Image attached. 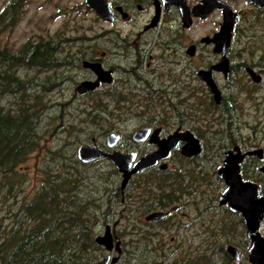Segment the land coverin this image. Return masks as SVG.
Segmentation results:
<instances>
[{
    "label": "flooded vegetation",
    "instance_id": "obj_1",
    "mask_svg": "<svg viewBox=\"0 0 264 264\" xmlns=\"http://www.w3.org/2000/svg\"><path fill=\"white\" fill-rule=\"evenodd\" d=\"M105 1L108 7L106 18L101 17L85 0L83 3L102 21L111 24H133L137 25L138 29L130 33H122L119 28H109L105 32L89 37L92 42L88 43L80 41L87 38L85 35L58 37L54 40L58 49L51 54L55 63L45 67L47 69L36 70L53 72L52 76H46L41 80L44 87L55 85L50 95L55 93L57 97H67L71 102L116 104L113 109H108L106 106L105 116H101L100 112L95 114L104 119L126 118L125 114L128 110L118 109L120 102L146 104V109L139 111L142 121L125 134L127 146L124 150L117 148L124 133L120 129H113L116 122L107 129L109 132L119 134L114 145L107 144L106 135L109 132L105 134V143L100 144L93 139L89 142L97 143L98 147L105 151L112 152L114 149L121 152L135 151L137 159L144 153L157 149V141L169 134L187 131L199 140L200 148L199 153L185 154L181 148L186 143V139H179L168 156L159 158L154 164L142 167L132 174L124 187H121L119 172V185L112 191L111 197L109 196L112 204L109 203L107 212H102L96 219L101 220L104 229L109 225L113 236L112 249H106L99 244L106 250L104 255L110 254L107 264L114 255H118V259L113 264H117L121 258L123 240L116 232V225L126 213L132 218L133 211L137 214L135 220L138 221L140 234L143 233V251L151 250L156 253L151 256L141 255V264H172V262L173 264H208V258L202 255H196L192 260L193 255L189 257L175 255L176 250L185 251L188 246L191 247L197 238L202 245L208 242L210 246H216L221 254L224 253L223 258L226 252L228 256L226 257L229 259L227 262L238 263L242 256L238 244L249 243V238L241 213L230 209L225 202L220 201L226 183L218 174V170L223 166L226 150L231 149L233 152L239 150L244 153L240 161L242 178L256 182L259 194H264V173L259 167L256 168L257 161L260 165L264 162V148L256 146V142L224 144L222 141H214L217 137L221 139L222 130L211 129L209 121L217 120L218 123L221 118L227 117L228 120L234 118L237 95L232 92L231 86L235 75L239 77L243 72L248 77L252 82L251 87H248L249 92L262 81V67L243 62L244 59L236 63L231 55L235 35L241 37L243 33H247V28H259L264 23V6H258L250 0ZM221 4L228 5L235 12L230 46L225 53L215 48L212 39L224 20ZM209 19L212 25L205 32L190 30L196 23ZM102 35L108 42L105 47L97 46ZM69 40L75 46L69 44L68 47L63 48L61 43ZM236 51L243 55L245 51L251 53L252 50L243 47L236 48ZM224 58L228 59V77L224 71L215 67ZM88 62L98 64L99 71ZM248 67L260 75V80L257 81L250 75L247 71ZM14 70L15 75L25 81L26 85L28 81H32L31 68L27 65L15 66ZM205 71H209L210 77L220 91L218 102L208 81L203 77ZM35 79L39 80L37 76ZM84 81H89L90 87H80ZM70 85L73 87L71 90ZM32 90L33 86L28 84V89L24 91L25 95H31ZM11 94L15 95L14 92ZM207 101L210 106L201 108L200 105ZM152 105L155 107L151 109ZM228 125L230 126V121ZM140 128H148V133L144 138L135 139L134 133ZM209 134L212 135V140ZM257 147L262 148L261 156L257 153H246ZM103 157L108 158L100 156L91 161ZM247 163L252 166L254 174L258 170L259 177L248 176L243 172V165ZM135 189L139 193L136 195L139 200L133 198ZM117 196L119 202L125 205L119 211L114 207V199ZM214 198L217 199L216 206L210 202V199ZM134 201L137 205L132 209L129 208L127 204H132ZM157 211L162 213L148 217L149 214ZM113 215H119L120 218L112 222ZM226 218H234L236 223H240L244 228L245 236L242 240L238 239L240 242H228L224 246L225 235H230L228 230H224ZM263 220L264 216L259 224V231ZM235 229L236 227L231 233H235ZM206 231H209L208 235L203 236ZM116 240H119V248L115 246ZM149 242L151 244H148ZM146 244L150 245L149 249ZM228 244L236 246L238 259L227 251ZM216 249L213 247V251ZM218 258H221L224 264V259L218 254L213 261Z\"/></svg>",
    "mask_w": 264,
    "mask_h": 264
},
{
    "label": "rangeland",
    "instance_id": "obj_2",
    "mask_svg": "<svg viewBox=\"0 0 264 264\" xmlns=\"http://www.w3.org/2000/svg\"><path fill=\"white\" fill-rule=\"evenodd\" d=\"M22 1L24 7L21 11V18L11 29L10 27L0 29V46H6L12 51L18 50L26 41L34 42L40 39H50L54 42L58 37L64 35L67 37H82V35H85L87 38L80 41L88 43L89 41L92 42L89 37H93L96 33L105 32L109 28H119L122 33H130L138 29L137 25L111 24L98 19L91 9L86 8L83 0ZM8 2L9 0H0V13ZM211 25V20L209 19L208 21L196 23L190 30L205 32ZM246 32L241 37L235 35L232 42L233 54L231 57L236 63L244 59L243 62L262 67V81L249 92L248 87H251L252 82L248 80V77L243 72L240 73L239 77L235 75L231 86L232 92L237 95L234 118L231 120H228L229 118L227 117L221 118L218 123L217 120H210L209 126L211 129L222 130L221 139L217 137L214 141H222L224 144L232 142L251 144L256 142V146L264 148V23L259 28H247ZM99 43L97 46L105 47L108 44L107 39L103 35L99 39ZM69 44L74 45L70 40L66 43H61L63 48L68 47ZM243 47H249L252 50L251 53L245 51L243 55L238 54L236 48ZM30 71L31 76L34 78L37 76L39 80L45 79L46 76H52L51 74L53 73L52 71H36L33 68ZM55 79L54 81H56ZM54 86H50V90L46 93L41 88L36 89L41 95L42 103L45 104L37 127L38 145L35 150L28 153L26 158L17 165V169L23 174L22 180L15 183L10 190L0 184V228L11 223L15 207L21 201L28 199L41 187L43 178L47 174H61L73 179L76 175L71 173L77 172V175L81 178L77 177L79 188L77 196L81 199H96L98 206H90L87 210L91 213L93 212L97 217L101 216L102 212H107L109 203L110 205L112 204L109 196L119 185V171L108 158L104 157L88 163L81 162L76 154L77 146L82 142L89 143L92 139L100 144L105 143V134L109 132L107 129L113 122H116L113 129H120L124 133V137L120 139L117 148L124 150L127 146L125 134L142 121L139 111L145 110L146 104L143 102H120L118 109L128 110V113L125 114L126 118L123 120L104 119V117L99 118L95 114L100 112L101 116H105L106 106H108V109H113L116 104L71 102L67 97H57L55 93L50 95L55 88ZM69 89H73L72 85H70ZM15 100L16 96L14 94L2 93L0 106L4 109L16 110ZM207 106H210L209 101L200 105L201 108ZM152 107L155 106H150L151 109ZM215 115L218 116V113L215 112ZM229 121L230 126L228 125ZM252 127H256V130ZM208 136L212 140V135L209 134ZM259 163L257 161V169L260 165ZM243 172L248 176L255 175V177H259L258 170L254 174L253 168L249 163L243 165ZM134 191L133 198L139 200V197L137 198L136 196L139 194L137 189ZM119 200V196L114 199L116 211L125 206ZM210 202L212 205H217L216 198L210 199ZM136 205L135 201L132 204H127L131 209ZM131 217L126 213L116 225V232L123 240V252L117 264H141V255L151 256L156 254L155 251L151 250L143 251V233L140 234V229L137 226L138 221L135 220L137 214L133 211ZM117 218H120V216L113 215L112 222ZM92 221L95 234L101 233L104 229L101 220L97 221L94 219ZM234 227H236L235 233H231ZM224 230L230 232L229 236L225 235L224 237V246L228 242H240L239 238L241 240L244 239V228L240 223H236L234 218H226ZM260 231L264 235V220L260 225ZM208 233L209 231L203 234L200 232L199 234L206 236ZM193 242L194 244L191 247L188 246L185 251L176 250L175 255H187V257L193 255L191 260L195 259L196 255H202L208 258V264H223L221 258L213 261L216 254L222 258L224 254H221L220 250L216 249V246H213L216 249V251H213V247L208 242L206 245H202L198 238ZM148 244L151 243L149 242ZM148 244L145 246H148L149 249L150 245ZM238 245L242 251L241 260L238 263L227 262L229 259L224 255V264H251L245 252L248 242L245 245L240 242ZM105 252L106 250L102 246L100 249L94 250L93 253L96 254L95 260L102 257Z\"/></svg>",
    "mask_w": 264,
    "mask_h": 264
},
{
    "label": "trees",
    "instance_id": "obj_3",
    "mask_svg": "<svg viewBox=\"0 0 264 264\" xmlns=\"http://www.w3.org/2000/svg\"><path fill=\"white\" fill-rule=\"evenodd\" d=\"M23 7L22 0H9L0 13V29H11ZM56 49L57 42L50 39L26 41L16 51L0 46V97L14 92L17 105L16 110L0 106V184L9 190L23 178L17 165L38 145L37 127L45 104L36 89L46 93L51 88L32 77L28 84L33 90L26 96L28 84L14 69L21 64L47 69L55 63L51 54ZM71 174L76 176L47 174L41 187L15 207L11 223L0 228V264H89L96 258L93 251L101 246L94 241L92 220L99 217L87 209L98 202L77 196L81 178L77 172Z\"/></svg>",
    "mask_w": 264,
    "mask_h": 264
},
{
    "label": "water",
    "instance_id": "obj_4",
    "mask_svg": "<svg viewBox=\"0 0 264 264\" xmlns=\"http://www.w3.org/2000/svg\"><path fill=\"white\" fill-rule=\"evenodd\" d=\"M88 4L92 5L98 14L106 18L108 16L107 3L105 0H85ZM258 6H264V0H250ZM224 11V20L215 33L213 42L215 48L221 50L223 53L230 46L232 27L235 21V12L226 5L221 4ZM97 71H99L98 64L88 62ZM218 69L224 71L226 77L229 75L228 59L224 58L220 63L215 65ZM247 71L255 80H260V75L248 67ZM203 77L208 81L210 89L218 102L220 100V91L215 85L214 80L210 77L209 71H205ZM89 81H84L80 87H90ZM148 128H140L135 131V139L144 138L148 133ZM142 132V134H140ZM119 134L110 131L106 135L107 144L112 146L116 143ZM186 139V143L182 146L181 150L185 154L199 153V140L193 137L190 131L186 133H171L164 137L162 140L157 141L158 147L154 151L144 153L141 157L135 158V151L121 152L114 149L112 152L105 151L98 147L97 143L82 142L77 146V157L83 161L88 162L100 156H107L114 164L116 169L121 173V187L127 183L132 174L138 172L142 167H147L159 158H165L170 153L173 146L176 145L179 139ZM246 153H257L262 155V148L257 147L246 151ZM244 153L238 151L233 152L231 149L225 151L223 166L219 168L218 174L224 179L226 186L220 195V201L232 210L241 213L243 222L246 227V234L249 238L247 246V257L251 264H264V235L259 231V224L264 216V194H259L258 184L251 180H244L240 172V161ZM259 169L264 173V162L259 166ZM162 212H153L148 217H155ZM97 244L104 246L106 249H112L113 236L110 231L109 225H106L104 232L97 234L94 237ZM116 248H119V240H116ZM227 251L236 259L239 258V253L233 244L226 246ZM110 254L107 253L102 258L94 260L90 264H107ZM118 259V255L111 258L109 264H113Z\"/></svg>",
    "mask_w": 264,
    "mask_h": 264
}]
</instances>
